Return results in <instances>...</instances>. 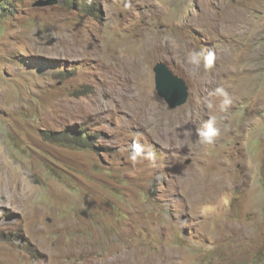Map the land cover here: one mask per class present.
<instances>
[{"label":"rangeland","instance_id":"1","mask_svg":"<svg viewBox=\"0 0 264 264\" xmlns=\"http://www.w3.org/2000/svg\"><path fill=\"white\" fill-rule=\"evenodd\" d=\"M9 1L0 264H264V0ZM199 47L217 60L194 76ZM158 62L185 79L184 104L158 95ZM133 140L155 166L133 165Z\"/></svg>","mask_w":264,"mask_h":264},{"label":"clouds","instance_id":"2","mask_svg":"<svg viewBox=\"0 0 264 264\" xmlns=\"http://www.w3.org/2000/svg\"><path fill=\"white\" fill-rule=\"evenodd\" d=\"M217 60V54L212 48L199 47L193 48L187 53V63L192 66V74L195 76L199 73L201 66L205 71L213 68ZM209 97H218L220 102L218 109L220 112H226L233 104V97L224 86H217L214 90L208 93ZM206 107L213 109L217 107L211 99L206 100ZM216 117L208 118L202 127L196 130V135L202 145H213L216 139L220 136V130L216 126ZM128 159L133 165L143 163L148 160L153 166L157 163V152L150 144H143L137 140H133Z\"/></svg>","mask_w":264,"mask_h":264},{"label":"water","instance_id":"3","mask_svg":"<svg viewBox=\"0 0 264 264\" xmlns=\"http://www.w3.org/2000/svg\"><path fill=\"white\" fill-rule=\"evenodd\" d=\"M56 0H44L42 4H53ZM155 87L157 93L162 97L169 107L174 108L184 104L188 98V89L184 78L175 74L172 69L163 62L154 66Z\"/></svg>","mask_w":264,"mask_h":264},{"label":"trees","instance_id":"4","mask_svg":"<svg viewBox=\"0 0 264 264\" xmlns=\"http://www.w3.org/2000/svg\"><path fill=\"white\" fill-rule=\"evenodd\" d=\"M72 3H74V1H72ZM15 6H16L15 1L0 0V8H2V7L3 8H7L6 10L9 11V12L16 11V7ZM77 136L75 137V139H77V141L79 143L84 144L86 140H89L90 134H89V132L87 130L83 129L82 132L78 133Z\"/></svg>","mask_w":264,"mask_h":264},{"label":"bare ground","instance_id":"5","mask_svg":"<svg viewBox=\"0 0 264 264\" xmlns=\"http://www.w3.org/2000/svg\"><path fill=\"white\" fill-rule=\"evenodd\" d=\"M129 262V261H128Z\"/></svg>","mask_w":264,"mask_h":264}]
</instances>
